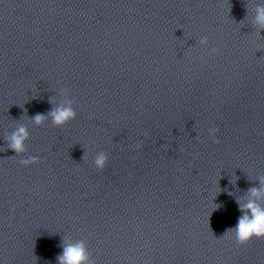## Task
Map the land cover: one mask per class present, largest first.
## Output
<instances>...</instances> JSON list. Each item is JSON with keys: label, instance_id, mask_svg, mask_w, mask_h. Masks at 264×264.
<instances>
[{"label": "clouds", "instance_id": "obj_1", "mask_svg": "<svg viewBox=\"0 0 264 264\" xmlns=\"http://www.w3.org/2000/svg\"><path fill=\"white\" fill-rule=\"evenodd\" d=\"M256 23L264 28V6L257 7ZM202 43H207V37L202 40ZM212 54H218L219 49L213 48ZM51 103L52 101L49 100ZM52 118V122L55 127L62 128L74 119H76L77 112L71 106V103L66 106H57L51 109L47 114H36L32 117V120L37 126H41L46 121L47 117ZM210 131V137L215 143H219L216 138V133L219 131L217 128H212ZM29 138V132L23 125L17 127L10 136L6 137L7 148L13 150L17 156L26 151L25 143ZM137 147H140L138 144ZM39 162L38 157H29L27 159H21L20 164L29 166ZM108 162V155L105 152H100L94 161L95 167L99 170H103ZM261 185H264V178L260 179ZM250 198L246 203L240 205V212L242 215L238 219V223L234 228L227 230L228 234L234 236L237 245L244 246L248 244L252 239L264 238V187H252L248 189ZM231 194V193H229ZM220 205H216L219 208ZM63 252L57 257L58 264H90V257L87 246L83 241L72 243L65 240L63 245Z\"/></svg>", "mask_w": 264, "mask_h": 264}]
</instances>
